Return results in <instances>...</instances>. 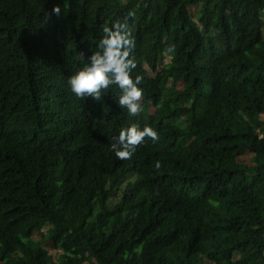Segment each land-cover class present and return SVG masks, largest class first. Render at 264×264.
Masks as SVG:
<instances>
[{"label":"trees","instance_id":"trees-1","mask_svg":"<svg viewBox=\"0 0 264 264\" xmlns=\"http://www.w3.org/2000/svg\"><path fill=\"white\" fill-rule=\"evenodd\" d=\"M126 19L136 117L68 85ZM132 124L159 139L120 160ZM36 234L56 264H264V0H0V264H52Z\"/></svg>","mask_w":264,"mask_h":264},{"label":"clouds","instance_id":"clouds-1","mask_svg":"<svg viewBox=\"0 0 264 264\" xmlns=\"http://www.w3.org/2000/svg\"><path fill=\"white\" fill-rule=\"evenodd\" d=\"M60 13L61 8L57 5L49 16L51 14L59 16ZM134 16V11L128 13V18H134ZM102 32L103 36L98 42L99 51L87 57L86 60L84 53H81V59L85 62L80 70L68 78L70 90L81 100L87 97L100 102L102 92L107 91L110 86L116 85L121 90L118 106L121 109H126L127 114L131 117L139 116L142 111L141 104L144 102L142 101L143 91L138 85L143 78L137 75L134 81L131 75L137 67L135 58H130L135 49L132 28L126 19L123 23L117 21L111 27L105 24L102 27ZM174 52L175 46L169 45L165 49L162 60L168 58L170 59L168 65L171 64L170 55ZM146 137L154 143L159 139L158 133L152 127L145 126L141 130L137 124H132L128 128L122 129L118 137L113 138L110 149L118 159L128 160L131 159L136 148L144 142ZM161 166L159 161L155 162L157 170Z\"/></svg>","mask_w":264,"mask_h":264},{"label":"rangeland","instance_id":"rangeland-1","mask_svg":"<svg viewBox=\"0 0 264 264\" xmlns=\"http://www.w3.org/2000/svg\"><path fill=\"white\" fill-rule=\"evenodd\" d=\"M125 1V0H123ZM194 18L198 21L199 19L194 16ZM170 62V59L166 58L165 60H161V64L159 66V70L162 69V68H165L168 63ZM146 69L148 70L149 72V75L152 77V78H155L157 76V73L151 71L147 66H146ZM249 157L248 154H245L243 155L241 158H239V161L242 162V163H245L246 162V159ZM118 199H121V195L119 192H117V194L115 196H113L110 200V202L112 204H114L115 202H117ZM47 228L44 229V231H46ZM34 239L39 241V242H42L44 244V246L51 252V254L54 256V262L52 264H56V261L58 259V257H60L62 255V246H61V243L58 242V241H50V242H47L46 240L42 239L41 235L39 234H36L34 235Z\"/></svg>","mask_w":264,"mask_h":264}]
</instances>
